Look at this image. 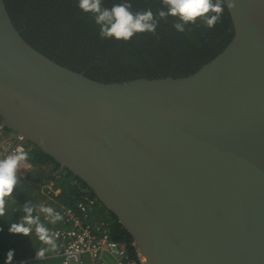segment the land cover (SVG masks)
<instances>
[{
	"label": "water",
	"instance_id": "water-1",
	"mask_svg": "<svg viewBox=\"0 0 264 264\" xmlns=\"http://www.w3.org/2000/svg\"><path fill=\"white\" fill-rule=\"evenodd\" d=\"M224 4L233 36L195 72L103 82L0 0V122L81 179L143 264H264V0Z\"/></svg>",
	"mask_w": 264,
	"mask_h": 264
},
{
	"label": "trees",
	"instance_id": "trees-1",
	"mask_svg": "<svg viewBox=\"0 0 264 264\" xmlns=\"http://www.w3.org/2000/svg\"><path fill=\"white\" fill-rule=\"evenodd\" d=\"M128 2L132 11L151 9L158 20L156 33H137L129 41L115 38L101 39L100 26L91 14L78 7L79 0H5L10 16L22 36L35 48L58 63L103 82H122L136 78L183 77L198 70L216 56L231 40L233 25L224 4L225 12L212 29L203 18L195 24L185 25V32H178L173 25L178 19H160L159 10H167L162 0H102V6L111 8L117 3ZM211 14V13H210ZM30 166L19 167L18 183L11 196L6 197L5 215L0 217V264H5L6 254L14 250L13 264L22 258L34 257L35 251L46 244L36 236V225L30 236L11 234L12 223L24 221V206L33 209L32 216L48 229L43 221L41 205L56 207L58 204L73 207L82 200H96L92 190L65 167L30 144ZM52 184V192H48ZM60 192L55 194L54 190ZM54 199V200H51ZM98 202V201H97ZM96 221L111 224V237L121 243L130 257L137 261V249L129 234L115 216L97 203ZM57 249L54 255H57ZM56 256L52 257L54 260ZM138 264H140L138 262Z\"/></svg>",
	"mask_w": 264,
	"mask_h": 264
},
{
	"label": "clouds",
	"instance_id": "clouds-1",
	"mask_svg": "<svg viewBox=\"0 0 264 264\" xmlns=\"http://www.w3.org/2000/svg\"><path fill=\"white\" fill-rule=\"evenodd\" d=\"M162 3L167 6V10H159L156 15L160 19L177 18L179 22L173 27L181 33L185 32V25L195 24L201 18L204 19L206 26L212 29L220 22L225 12L224 0H162ZM78 7L84 13L91 14L95 24L100 26L101 39L115 38L127 42L137 33L149 32L153 35L156 33L158 20L151 9L133 12L132 5L128 2L117 3L108 8L102 6V0H79ZM228 7L232 8L234 5L229 3ZM28 159L29 153L22 146L17 147L14 154L0 159V217L5 215V198L11 196L18 183V168ZM24 211L27 213L24 221L12 223L8 228L9 233L30 236L32 228L26 225L35 224L38 239L46 245H51L52 251L55 252L57 245L49 235V229L38 223L39 218L31 215L33 209L27 204ZM40 211L51 216L53 223L63 219L52 207L41 205ZM2 231L0 228V232ZM46 251L45 248L35 251V258L43 259ZM14 254V250L7 252L5 264H13Z\"/></svg>",
	"mask_w": 264,
	"mask_h": 264
},
{
	"label": "built area",
	"instance_id": "built-area-1",
	"mask_svg": "<svg viewBox=\"0 0 264 264\" xmlns=\"http://www.w3.org/2000/svg\"><path fill=\"white\" fill-rule=\"evenodd\" d=\"M31 143L26 141L14 131L8 129L0 122V159L14 154L17 147L22 146L29 152ZM30 158L22 162L20 167L27 168ZM52 184L48 192H52ZM55 194L60 190H54ZM54 200V199H51ZM96 200H82L73 207L58 204L54 212H58L63 219L52 222V217L43 215V221L50 225L49 235L55 241L59 253L48 249L50 254L46 257H60L59 264H143L137 251V261L132 259L125 247L114 240L111 235V224L104 221H96ZM51 247V245H47ZM43 258V259H44ZM43 259L22 258L14 264H42Z\"/></svg>",
	"mask_w": 264,
	"mask_h": 264
},
{
	"label": "rangeland",
	"instance_id": "rangeland-1",
	"mask_svg": "<svg viewBox=\"0 0 264 264\" xmlns=\"http://www.w3.org/2000/svg\"><path fill=\"white\" fill-rule=\"evenodd\" d=\"M31 148H33V147H31ZM31 152V149H30V151L28 152V153H30ZM30 155V154H29ZM48 254H46L45 256H47ZM26 258H35V256L34 257H26ZM44 263H46V264H59V262H60V260L58 261L56 258L54 259V260H52V257H46V258H44L43 260H42ZM36 264V263H35ZM38 264V263H37Z\"/></svg>",
	"mask_w": 264,
	"mask_h": 264
},
{
	"label": "crops",
	"instance_id": "crops-1",
	"mask_svg": "<svg viewBox=\"0 0 264 264\" xmlns=\"http://www.w3.org/2000/svg\"><path fill=\"white\" fill-rule=\"evenodd\" d=\"M56 259L59 261V260H60V257H58V258H56ZM42 264H46V263L43 262Z\"/></svg>",
	"mask_w": 264,
	"mask_h": 264
}]
</instances>
